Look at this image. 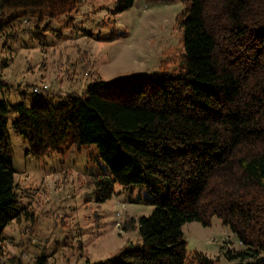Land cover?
<instances>
[{
  "label": "trees",
  "instance_id": "16d2710c",
  "mask_svg": "<svg viewBox=\"0 0 264 264\" xmlns=\"http://www.w3.org/2000/svg\"><path fill=\"white\" fill-rule=\"evenodd\" d=\"M145 1L186 5L180 75L96 79L82 94L30 106L24 92L21 102L0 101V264L5 229L29 215L18 208L10 114L36 159L96 146L106 170L88 183L99 202L116 183L153 197L152 216L124 225L138 228L142 244L97 264H216L199 253L190 259L182 232L192 221L210 226L215 216L247 247L240 264H264V0ZM135 2L119 0L113 12ZM76 7V0H0V33L20 17L43 23ZM159 180L168 189L163 198ZM47 261L43 255L36 264Z\"/></svg>",
  "mask_w": 264,
  "mask_h": 264
},
{
  "label": "rangeland",
  "instance_id": "374dc122",
  "mask_svg": "<svg viewBox=\"0 0 264 264\" xmlns=\"http://www.w3.org/2000/svg\"><path fill=\"white\" fill-rule=\"evenodd\" d=\"M77 7L43 23L20 17L0 33V101L33 105L58 94H82L96 79L105 82L155 73L181 74L186 5L136 0L124 12L114 13L119 0H76ZM34 30L36 34L29 31ZM116 35L114 41L107 40ZM49 87L42 94L36 88ZM41 92V91H40ZM10 114L8 131L19 207L28 216L5 229L3 264H97L141 245L137 229L126 231L130 218L150 217L156 206L147 188L115 184L112 196L99 202L90 175L106 170L96 146L81 151L64 149L36 159L29 143L17 134ZM159 197L167 193L157 182ZM120 224V226H118ZM186 252L191 259L204 254L216 264H240L242 244L230 226L215 216L210 226L192 221L182 226ZM16 259L19 263H12Z\"/></svg>",
  "mask_w": 264,
  "mask_h": 264
},
{
  "label": "built area",
  "instance_id": "2783aa9c",
  "mask_svg": "<svg viewBox=\"0 0 264 264\" xmlns=\"http://www.w3.org/2000/svg\"><path fill=\"white\" fill-rule=\"evenodd\" d=\"M49 87H41V88H36L34 89V93L35 94H40L41 92L47 91ZM41 91V92H40ZM118 226H120V224H118Z\"/></svg>",
  "mask_w": 264,
  "mask_h": 264
}]
</instances>
